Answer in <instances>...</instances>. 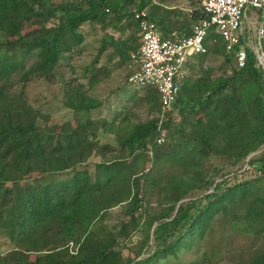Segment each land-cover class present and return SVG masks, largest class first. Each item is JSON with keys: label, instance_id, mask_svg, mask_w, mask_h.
Segmentation results:
<instances>
[{"label": "trees", "instance_id": "trees-1", "mask_svg": "<svg viewBox=\"0 0 264 264\" xmlns=\"http://www.w3.org/2000/svg\"><path fill=\"white\" fill-rule=\"evenodd\" d=\"M191 2L196 21L202 15ZM145 4L136 0L128 10L120 0H0V247L8 245L0 264H167L187 251L191 264H205L218 257L214 245L200 250L215 227L264 240V69L243 37L226 52L220 35L209 30L206 51L186 58L179 95L165 109L155 88L128 90L131 100L142 92L133 104L146 108L145 120L124 106L111 119L85 118L52 131L12 94L32 80L52 81L82 42L78 27L108 18L134 28L126 38L103 39L99 49L110 46L108 57L122 66L127 84L135 68L128 54L138 47L134 14ZM24 24L29 29L22 32ZM261 46L264 52V37ZM207 54L221 56L229 72L203 70ZM196 70L202 76H192ZM108 72L92 65L82 74L92 86ZM62 92L64 104L82 114L100 106L70 81H63ZM188 117L194 120L187 123ZM98 128L111 140L98 142ZM91 154L99 160H89ZM211 156L234 168L205 169L202 161ZM30 174L42 181L38 188L20 185ZM195 191L199 195L188 197ZM115 206L119 216L107 225ZM246 264H264V248Z\"/></svg>", "mask_w": 264, "mask_h": 264}, {"label": "rangeland", "instance_id": "rangeland-1", "mask_svg": "<svg viewBox=\"0 0 264 264\" xmlns=\"http://www.w3.org/2000/svg\"><path fill=\"white\" fill-rule=\"evenodd\" d=\"M57 1V0H52ZM159 2L160 0H154ZM136 0H120V6L128 10L135 8ZM145 14L147 15V8L151 6V0H145ZM153 5V4H152ZM245 15L250 16V11L247 8ZM52 21L47 23L50 25ZM125 22H111L109 18L105 20L104 24L89 25L88 22L82 23L78 28L82 35V42L74 48L72 52L67 53L65 59L55 71L52 81L46 82L43 80H32L26 82L23 86L18 85L12 94H17L28 105V110L35 115L36 122L47 129L58 131L65 127H74L77 123L83 124L86 119L90 120H108L115 116L114 113L126 110L138 115V119L145 120V109L142 106H135L133 103L141 96V91H136L134 98H129V91L132 87L128 84L123 85L124 69L121 65H117L116 58L109 59L110 46L99 50L101 42L106 38L123 39L127 36L134 35V28L132 24L124 25ZM29 27L24 24L22 32L28 30ZM209 30H213L210 28ZM208 30V31H209ZM105 65L109 72L105 80L98 82L95 85L88 86L86 77L83 76L85 67ZM220 67L219 69H217ZM211 68L210 75L216 76L220 73L227 74L229 66L224 64L221 56L214 54H207L202 65V69ZM194 77L202 76V72L196 70L192 73ZM63 81H70L73 85L80 87L86 97L92 101L100 102V106L90 111L85 115L77 112L64 104L65 97H63L62 84ZM125 108H122L124 107ZM176 114V112H175ZM118 117V115H117ZM134 120V117L132 118ZM193 117L187 118V123L193 121ZM98 142L104 143L112 138L111 133L103 132L98 128L97 131ZM149 155V153H148ZM89 160H99L97 156L91 154ZM129 161V160H128ZM129 162L125 164L128 165ZM143 168L148 166L145 161L142 164ZM202 166L210 170L212 166L215 168L221 167L224 172L227 169H232L226 165V160L221 157L211 156L202 161ZM244 168V165L242 166ZM220 171V172H221ZM153 172V170H152ZM21 176V174H18ZM34 174H30L28 178L20 180V185L30 184L39 187L41 180L33 179ZM218 179V176H215ZM6 185H9L8 183ZM199 192H194L188 197H195ZM149 199L152 201L153 197ZM120 207L115 206L108 211V216L104 219L105 224H112L119 216ZM218 226V225H217ZM1 240V239H0ZM214 245V250H217L218 257L206 262L205 264H246V260L250 253L255 249L264 248V240L262 238H254L251 235L231 234L229 232L222 233L220 227H215L210 236H206L200 245V250ZM8 245L4 244L0 247V251L5 250ZM127 255V251H124ZM191 252H183L180 254L179 260H168L167 264L172 262H179L180 264H191L193 259Z\"/></svg>", "mask_w": 264, "mask_h": 264}, {"label": "built area", "instance_id": "built-area-1", "mask_svg": "<svg viewBox=\"0 0 264 264\" xmlns=\"http://www.w3.org/2000/svg\"><path fill=\"white\" fill-rule=\"evenodd\" d=\"M192 1L198 5L202 17L191 23L187 35L173 31L162 36L147 19L141 18L145 14L144 9L134 14V18L139 19L138 47L128 54L135 68L127 75L126 82L131 87L155 88L162 109L169 107L179 95L186 58L206 51L203 40L210 28L223 39L226 52L243 37L254 54L256 65L264 69L261 46L264 37V0ZM247 8L250 16L245 15ZM244 55L240 47L237 52L239 66L243 64ZM162 140L159 137L157 142ZM69 250H74L71 243Z\"/></svg>", "mask_w": 264, "mask_h": 264}, {"label": "crops", "instance_id": "crops-1", "mask_svg": "<svg viewBox=\"0 0 264 264\" xmlns=\"http://www.w3.org/2000/svg\"><path fill=\"white\" fill-rule=\"evenodd\" d=\"M151 1V6L147 8V19L160 35L167 36L173 31L180 34L190 29L194 22L190 19L191 0Z\"/></svg>", "mask_w": 264, "mask_h": 264}]
</instances>
